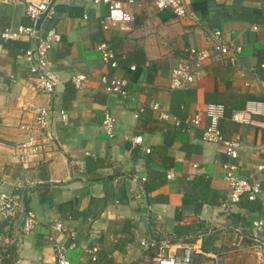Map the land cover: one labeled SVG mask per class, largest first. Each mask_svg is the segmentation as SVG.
<instances>
[{
    "label": "crops",
    "instance_id": "0c3cea01",
    "mask_svg": "<svg viewBox=\"0 0 264 264\" xmlns=\"http://www.w3.org/2000/svg\"><path fill=\"white\" fill-rule=\"evenodd\" d=\"M31 1L39 0H0V29L33 26L26 13ZM185 1L193 16L178 18L151 0H134L128 6L134 29L122 33L102 29L108 9L101 0H50L54 15L38 31L61 37L49 54L60 80L51 97L36 89L21 57L33 42L0 40V191L19 194L41 220L22 235L19 217L0 216V264H55L57 244L67 248L72 264L155 263L165 240L171 254L192 247L194 261L196 253L215 257L226 248L253 246V221L264 218V203L243 196L226 210L224 177L232 166L238 177L260 180L264 197V172L257 169L264 163V115L254 116L255 124L232 120L248 101L264 102V0ZM213 31L241 48L237 61L212 57L192 85L171 90V71L190 49H210ZM101 44L113 50L117 68L102 62ZM80 74L87 78L78 88L72 78ZM102 76L123 81L130 97L107 94ZM153 101L169 119L148 107ZM210 103L226 108L223 135L240 139L234 158L203 140ZM45 106L66 111L68 122L53 123L59 143L49 161L25 169L12 147L26 137L20 126ZM106 113L116 119L113 137L102 127ZM196 116L197 126H184ZM135 137L142 144L135 145ZM25 180L35 184L18 188ZM57 222L67 234L55 229ZM153 239L159 247L142 246ZM93 248L95 260L88 252Z\"/></svg>",
    "mask_w": 264,
    "mask_h": 264
},
{
    "label": "built area",
    "instance_id": "2783aa9c",
    "mask_svg": "<svg viewBox=\"0 0 264 264\" xmlns=\"http://www.w3.org/2000/svg\"><path fill=\"white\" fill-rule=\"evenodd\" d=\"M101 2L108 9L107 15L101 21L104 31L108 32L113 29H118L122 33H130L133 31L134 16L129 11L128 6L134 3V0H101ZM151 2L159 10H171L178 18L193 16L185 0H151ZM26 13L32 20L33 26L19 25L14 29H0V40L7 42L25 38L33 42L31 48L22 51L21 57L27 64L28 71L36 89L51 97L56 93V88L60 80L57 74L51 69L49 54L60 42L61 37L55 30H50L45 35H41L36 29V24L42 16H45V18L52 17L54 10L50 0H39L29 2L26 7ZM257 29L258 27L255 26L254 30ZM209 40L211 41L210 49H190L187 58L182 59L171 71L169 85L171 90H181L192 85L204 62L212 57L226 58L231 62L237 61L238 55L242 51L241 48L226 43L222 39L219 31L210 32ZM98 50L101 54V60L105 65L111 68L118 67L119 64L116 56L107 44H101ZM86 78L85 75L80 74L74 76L72 81L79 88ZM100 82L107 94L119 96L123 99L130 97V93L125 89V83L123 81L114 77L102 76ZM148 107L158 114L161 120L169 119L170 114L162 111L158 102L153 101L149 103ZM34 112L35 117L33 122L20 126V130L26 136L25 139L12 147L17 160L25 169L40 167L49 161L51 154L54 153L55 146L59 143L53 131V123L56 120L63 123L68 122V114L64 110L53 112L50 107L45 106L36 108ZM205 115L208 119V126L203 132V140L220 144L228 156L231 158L236 157L237 149L240 146V139H228L220 129L221 121L226 116L225 106L223 104L210 103L206 106ZM258 115H264V102L251 100L246 103L243 110L233 112L232 120L240 124H255L253 117ZM199 120L200 118L196 116L193 120L184 122V126H197ZM177 123L180 124L179 121ZM102 127L104 132L110 137H113L116 132V119L112 114L106 113L103 118ZM261 127L264 130V124ZM133 143L135 145L142 144V138H133ZM146 152H150V149L146 148ZM228 169L229 171L224 177V180L230 186L228 201L224 204L226 210L231 209L239 203L243 196L249 201L260 199L264 203L260 180L252 182L248 179L240 178L235 175L234 167L229 166ZM257 169L259 172H264V163L259 164ZM171 177L170 175L169 178ZM34 184L35 182L33 181L25 180L24 182H19L17 187L23 189L32 187ZM0 216L4 219L19 217L22 221V235L35 231L41 223L37 214L26 208L22 197L12 192L0 191ZM55 229L64 234L68 233V229L61 222L55 224ZM251 239L258 259L264 264V218L253 221ZM167 245V240L162 242L161 247L158 246V241L154 239L142 241V246L146 248L159 247L155 264L194 263V249L192 247H186L182 255H176L166 252ZM70 247H76L74 240L71 242ZM55 252V264H72V261L66 255L67 248L63 244H57ZM88 252L93 255L92 258L95 260L98 249L93 248Z\"/></svg>",
    "mask_w": 264,
    "mask_h": 264
},
{
    "label": "rangeland",
    "instance_id": "374dc122",
    "mask_svg": "<svg viewBox=\"0 0 264 264\" xmlns=\"http://www.w3.org/2000/svg\"><path fill=\"white\" fill-rule=\"evenodd\" d=\"M259 261L253 246L248 248H226L215 257H206L202 253L195 254L193 264H254ZM142 264H155L153 260H143ZM258 264V263H257Z\"/></svg>",
    "mask_w": 264,
    "mask_h": 264
},
{
    "label": "water",
    "instance_id": "95a60500",
    "mask_svg": "<svg viewBox=\"0 0 264 264\" xmlns=\"http://www.w3.org/2000/svg\"><path fill=\"white\" fill-rule=\"evenodd\" d=\"M44 18H45V16H42V17L38 20V22H37V24H36V29H37V30L40 29L41 24H42Z\"/></svg>",
    "mask_w": 264,
    "mask_h": 264
},
{
    "label": "trees",
    "instance_id": "16d2710c",
    "mask_svg": "<svg viewBox=\"0 0 264 264\" xmlns=\"http://www.w3.org/2000/svg\"><path fill=\"white\" fill-rule=\"evenodd\" d=\"M8 43H13V41H8Z\"/></svg>",
    "mask_w": 264,
    "mask_h": 264
}]
</instances>
